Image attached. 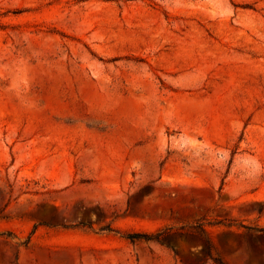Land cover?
<instances>
[{"label":"rangeland","instance_id":"1","mask_svg":"<svg viewBox=\"0 0 264 264\" xmlns=\"http://www.w3.org/2000/svg\"><path fill=\"white\" fill-rule=\"evenodd\" d=\"M256 226L264 0H0V264H264Z\"/></svg>","mask_w":264,"mask_h":264},{"label":"trees","instance_id":"2","mask_svg":"<svg viewBox=\"0 0 264 264\" xmlns=\"http://www.w3.org/2000/svg\"><path fill=\"white\" fill-rule=\"evenodd\" d=\"M259 212L262 213V210H259ZM98 217H99L98 221H102V219L104 218V214L100 213L98 215ZM45 225L52 226L51 224H45ZM59 226H61L63 228H89V229H92L93 228V221H89V220L88 221H80V222H77L75 224H67V223L63 222V223L59 224ZM246 229L249 233H256L255 236H258V237L264 239V226L246 227ZM100 231L113 232L115 230L111 225H103L100 227ZM202 232H203V230H202ZM167 233H168V230H161L156 234L135 232V233L128 234L126 237H127V239H129L131 241L154 240L157 242H162V239L167 235ZM26 243H28V241ZM204 243H205V254L208 257H210L211 259H213L215 264H226L221 259L213 257V255H212L213 246L208 240H204Z\"/></svg>","mask_w":264,"mask_h":264}]
</instances>
